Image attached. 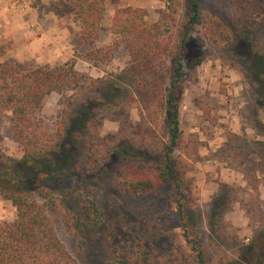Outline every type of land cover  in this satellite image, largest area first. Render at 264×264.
Returning <instances> with one entry per match:
<instances>
[{
	"label": "rangeland",
	"instance_id": "rangeland-1",
	"mask_svg": "<svg viewBox=\"0 0 264 264\" xmlns=\"http://www.w3.org/2000/svg\"><path fill=\"white\" fill-rule=\"evenodd\" d=\"M57 1L0 0V61L74 64L82 75L77 85L47 95L37 111L52 132L65 115L71 122L60 166L52 180L40 183L77 219L68 226L62 216L48 212L70 254L79 264L119 258L130 264H197L194 249L201 247L206 264H264V103L245 60L254 51L264 55V14L257 13L258 24L246 29L238 1L199 0L201 21L187 41L183 134L176 152L189 187L187 229L170 186L128 198L117 181L118 171L128 172L126 163L118 167L125 156L149 165L167 142L160 95L169 82L173 47L186 31L188 0H104L95 40L82 38L79 21L60 14ZM117 9H138L145 24H161L163 50L146 75L149 89L139 86L140 74L131 70L125 38L110 30ZM98 48L105 50L98 54ZM157 82L163 85L160 94ZM156 96L157 109L151 112ZM11 117L7 105L0 113V151L20 169L24 149L14 137ZM28 181L21 187L44 202L35 194L39 183ZM79 195L97 202L99 224L87 222ZM16 216V207L0 196V220Z\"/></svg>",
	"mask_w": 264,
	"mask_h": 264
},
{
	"label": "trees",
	"instance_id": "trees-1",
	"mask_svg": "<svg viewBox=\"0 0 264 264\" xmlns=\"http://www.w3.org/2000/svg\"><path fill=\"white\" fill-rule=\"evenodd\" d=\"M239 9L245 14L244 28L258 24L254 17L257 13L264 14V0H236ZM58 12L63 15H73L81 25V36L85 40L98 38L103 16L104 0H59L55 3ZM187 22L182 27L178 41L173 47L172 64L169 68V82L162 93L161 105L166 120L167 142L163 151L149 165L125 156L128 172L121 173L117 187L125 197L143 198L159 187L167 184L172 189L171 198L176 202L177 211L183 226L186 206L188 204L189 187L181 177L176 160V152L182 141L180 121V99L182 95L181 81L185 72V63L189 61L187 41L193 34V28L201 21L200 1L188 0ZM264 16V15H263ZM110 30L113 34L125 38L132 63V71H138L139 86L148 87L146 78L148 72L154 70V62L162 54L161 24H145L140 10L115 11ZM250 40V36H245ZM105 49L98 48L100 54ZM248 58V57H247ZM245 59L247 66L256 76L258 88L261 89L260 101L264 103V75L259 73L264 69V55L254 51L251 58ZM125 71V70H124ZM260 78V79H259ZM82 75L71 66H26L19 62L0 61V113L5 106L11 105L14 137L23 146L24 152L16 169L15 161L2 155L0 162V196L8 199L16 207L17 216L14 220H0V264H79L62 243L49 218V211L55 212L69 221L76 217L66 208L60 197H54L53 190L46 185L47 179L52 180L54 169L59 167L58 159L64 153L68 131L71 127L66 115L57 121L54 131L43 123L37 111L44 98L53 92H63L71 84L77 85ZM158 83V84H157ZM156 92L160 94L162 86L157 82ZM159 90V91H158ZM163 91V90H162ZM153 92H151L152 94ZM158 97L150 104L151 112L157 109ZM132 172V173H131ZM35 180L39 185L35 194L44 202H40L32 191H26L22 184ZM41 183V184H40ZM82 204L87 222L97 225L101 221L98 204L91 198L77 197ZM62 207L60 209L56 206ZM110 204L116 205L110 201ZM197 242V241H196ZM199 243V241H198ZM197 264H206L205 250L194 249ZM106 264H130L127 259H112Z\"/></svg>",
	"mask_w": 264,
	"mask_h": 264
}]
</instances>
